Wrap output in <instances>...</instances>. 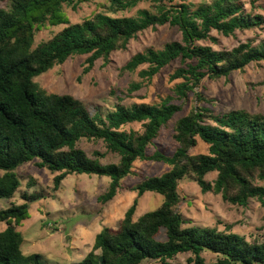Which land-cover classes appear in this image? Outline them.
I'll list each match as a JSON object with an SVG mask.
<instances>
[{
    "label": "trees",
    "instance_id": "1",
    "mask_svg": "<svg viewBox=\"0 0 264 264\" xmlns=\"http://www.w3.org/2000/svg\"><path fill=\"white\" fill-rule=\"evenodd\" d=\"M7 0H0L4 2ZM10 9H0V199H12L18 193L22 204L0 210V222L8 227L0 231V264H41L38 254H24L23 234L16 226L29 218L31 205L47 197L45 190H25L17 169L36 161L54 178L55 190L71 174L110 178L108 190L100 196L103 204L113 200L124 179L134 173L136 162H163L170 169L151 176L133 187L137 197L118 228H103L86 257L78 264H142L157 261L175 263L179 255L190 254L189 264H210L205 252L217 256L211 264H264V239L248 240L244 235L215 227L191 224L179 211L182 197L179 183L193 178L204 193L221 194L233 205L247 206L256 199L264 206V114L246 109L217 113L207 106L195 107L175 125L176 148L173 154L161 150L149 153L156 145L162 128L182 110L168 97L160 104H123L92 115L87 106L70 94L43 89L38 77L74 56L87 55L80 75L83 79L103 60L107 65L113 52L126 49L140 32L169 23L182 33L181 41H172L162 49L148 48L134 55L123 70L151 80L164 67L180 58L172 79H182L176 86L179 97H187L202 80L228 77L251 63L264 61V39L232 49L214 50L199 44L213 40L212 32L229 37L236 31L261 26L264 18L246 11L244 0H111L109 12H96L81 23L70 24L64 7L73 9L87 0H9ZM153 2L154 13L140 10L136 16L117 17L118 12ZM260 0H247L251 8ZM175 2V3H174ZM68 25L47 41L34 47L36 32L47 25ZM143 82H131L129 93L139 91ZM115 94V93H114ZM199 101L207 100L195 93ZM122 102V103H121ZM213 103V101H212ZM142 123L143 131H125L131 123ZM200 138L208 146L207 154H191ZM103 141L107 152L88 156L78 147L81 140ZM108 153L118 162L103 164ZM217 173L214 182L206 180ZM146 193L163 196L162 204L137 219L139 198Z\"/></svg>",
    "mask_w": 264,
    "mask_h": 264
},
{
    "label": "rangeland",
    "instance_id": "2",
    "mask_svg": "<svg viewBox=\"0 0 264 264\" xmlns=\"http://www.w3.org/2000/svg\"><path fill=\"white\" fill-rule=\"evenodd\" d=\"M198 4L201 0H190ZM246 2V11L264 18V0L251 8ZM175 3V2H174ZM10 1L0 2V9H10ZM111 0H87L77 9L65 6L64 12L70 24L81 23L96 12H109ZM149 10L154 13L153 2L143 1L136 7L115 14L117 17L136 16L140 10ZM68 25H47L36 32L34 47L42 41H47ZM217 41H201L199 44L211 46L214 50L232 49L240 43L252 41L258 45L264 39V23L251 30L236 31L226 37L217 31L212 32ZM182 33L178 27L169 23L150 27L133 38L126 49L115 51L110 56L107 65L103 60L96 62L93 69L80 80V75L86 64L87 55L74 56L61 65H56L48 72L35 77L43 89L57 94H70L82 101L90 113L94 115L99 109L103 114L111 111L122 96L123 104H160L168 97H173L172 103L182 105L168 125L162 128L156 145L150 147L149 153L161 150L166 154H173L176 141L173 137L176 122L188 115L195 107L207 106L217 113H227L234 109H246L251 113L264 114V61L251 63L244 70L236 71L228 77L212 80L205 78L194 91L188 92L182 98L176 94V86L182 79H172L173 73L186 65L178 58L164 67L151 80L142 79L139 71L134 74L126 72L123 67L131 58L146 51L148 48L162 49L172 41H181ZM131 82H143V87L134 93H129ZM203 95L207 100L199 101L195 93ZM115 93V94H114ZM213 101V103H212ZM122 103V102H121ZM142 123L125 125V131L142 132ZM78 147L88 156L93 157L95 152L106 153L107 148L103 141L86 140L79 142ZM209 146L197 138V145L191 149V154H207ZM119 157L108 153L101 159L103 164L118 162ZM36 161L19 167L16 171L22 177L25 190L31 180H36L34 189L45 190L47 197L31 205L29 218L21 225L16 226L23 234L21 249L24 254H38L41 264H78L92 249L97 234L105 227L116 229L119 227L125 213L137 197L133 187L151 176H159L170 169L163 162L137 161L134 173L124 179L122 188L116 197L103 204L100 196L110 185V178L96 175H68L61 187L55 190L54 178L46 168L37 167ZM4 171L0 170V175ZM217 173L212 172L206 180L214 182ZM264 184V181H260ZM179 192L182 197L179 211L191 221L192 225L200 227H215L224 230L227 225L232 231L244 235L248 240L264 239V206L256 199L250 200L247 206L233 205L226 202L221 194L214 192L204 193L193 178H185L179 183ZM163 202V196L155 193H146L139 198L135 219L142 214L157 209ZM23 200L18 193L12 199H0V210L12 204H22ZM8 227L7 222H0V231ZM203 256L208 263L216 261L217 256L205 252ZM190 254L179 255L175 263L189 264ZM142 264H161L157 261L146 260Z\"/></svg>",
    "mask_w": 264,
    "mask_h": 264
}]
</instances>
